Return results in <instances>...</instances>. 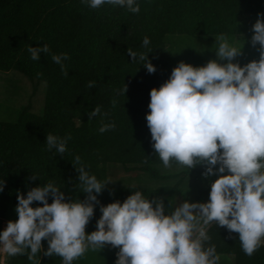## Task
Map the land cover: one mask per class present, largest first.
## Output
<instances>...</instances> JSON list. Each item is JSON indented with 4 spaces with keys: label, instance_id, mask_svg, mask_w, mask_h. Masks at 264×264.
Here are the masks:
<instances>
[{
    "label": "trees",
    "instance_id": "trees-1",
    "mask_svg": "<svg viewBox=\"0 0 264 264\" xmlns=\"http://www.w3.org/2000/svg\"><path fill=\"white\" fill-rule=\"evenodd\" d=\"M260 16L264 0H0V71L30 94L0 119V264L181 236L168 264H264V187L244 181L264 165V121L203 120L172 48Z\"/></svg>",
    "mask_w": 264,
    "mask_h": 264
},
{
    "label": "rangeland",
    "instance_id": "rangeland-1",
    "mask_svg": "<svg viewBox=\"0 0 264 264\" xmlns=\"http://www.w3.org/2000/svg\"><path fill=\"white\" fill-rule=\"evenodd\" d=\"M264 16L240 19L237 34L224 38L196 39L170 35L169 41L179 77L186 93L192 98L203 120L213 123L252 124L264 121ZM0 119L15 120L21 105L27 102L29 87L26 77L14 70L0 71ZM38 97V94L33 97ZM226 166V165H225ZM250 165H239L244 169ZM254 167L256 165H253ZM244 179L264 187V165H257ZM189 208L181 201L178 210ZM193 211H214L213 202ZM9 219L22 225L30 224L28 215L9 211ZM251 225L254 239L264 242V216H254ZM166 243V242H165ZM153 243L145 246H98L83 248L76 254L80 264H168L172 253L183 244ZM228 258L227 255H222Z\"/></svg>",
    "mask_w": 264,
    "mask_h": 264
},
{
    "label": "crops",
    "instance_id": "crops-1",
    "mask_svg": "<svg viewBox=\"0 0 264 264\" xmlns=\"http://www.w3.org/2000/svg\"><path fill=\"white\" fill-rule=\"evenodd\" d=\"M229 124V123H228ZM235 124H239V123H235ZM190 209H193L192 207Z\"/></svg>",
    "mask_w": 264,
    "mask_h": 264
}]
</instances>
